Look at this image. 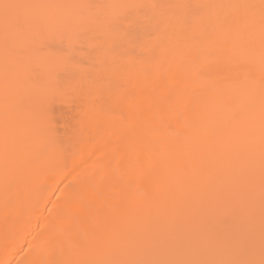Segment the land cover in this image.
<instances>
[{"label":"bare ground","instance_id":"bare-ground-1","mask_svg":"<svg viewBox=\"0 0 264 264\" xmlns=\"http://www.w3.org/2000/svg\"><path fill=\"white\" fill-rule=\"evenodd\" d=\"M0 264H264V0H0Z\"/></svg>","mask_w":264,"mask_h":264}]
</instances>
